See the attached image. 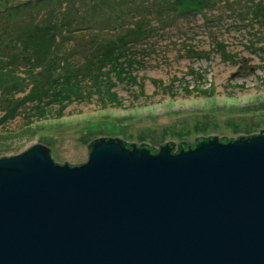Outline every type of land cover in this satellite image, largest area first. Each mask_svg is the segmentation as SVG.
<instances>
[{
	"label": "rangeland",
	"instance_id": "rangeland-1",
	"mask_svg": "<svg viewBox=\"0 0 264 264\" xmlns=\"http://www.w3.org/2000/svg\"><path fill=\"white\" fill-rule=\"evenodd\" d=\"M192 1L139 0L125 10L128 18L100 26L94 19L83 20L85 12L93 13L92 0L3 2L0 156L45 143L55 161L74 164L88 161L89 143L99 136L160 147L169 140L178 143L201 135L238 137L260 132L264 128V0H204L205 5ZM53 10L66 11L77 22L68 40L56 49L55 59L43 56V63L42 58L36 65L16 37ZM141 25L149 29V37L119 40L129 28ZM113 40L120 54L107 62L111 80L103 78L102 91L88 84L83 87L84 97L71 94L64 100L58 95L59 99L46 102L59 90H75L62 88L67 79H59V73L82 67L97 46ZM125 52L133 58L127 59ZM38 92L45 95L44 105L26 99Z\"/></svg>",
	"mask_w": 264,
	"mask_h": 264
},
{
	"label": "water",
	"instance_id": "water-1",
	"mask_svg": "<svg viewBox=\"0 0 264 264\" xmlns=\"http://www.w3.org/2000/svg\"><path fill=\"white\" fill-rule=\"evenodd\" d=\"M190 141L0 156V264H264V128Z\"/></svg>",
	"mask_w": 264,
	"mask_h": 264
},
{
	"label": "trees",
	"instance_id": "trees-1",
	"mask_svg": "<svg viewBox=\"0 0 264 264\" xmlns=\"http://www.w3.org/2000/svg\"><path fill=\"white\" fill-rule=\"evenodd\" d=\"M7 1L8 0H0V6L3 2H7ZM65 1L67 2L68 0ZM71 1L74 2L75 0H71ZM137 2H139V0H92L90 8H92L93 13L89 14L88 12H85V18L83 20L89 19L93 21L94 19V21L97 22L96 25H99L100 23L105 24L107 22L113 25V23L119 20L120 18L123 17L128 18L129 17L128 14L124 13L125 10H128L130 4ZM197 2L200 3L201 5L206 4L204 0H197ZM186 4L188 5V3ZM191 9H198V8L191 7ZM110 10H116V11L106 15V13L109 12ZM48 15L45 16V19L43 21L41 20L38 22L33 21L32 23L26 25L24 29L20 30L19 34L16 37V40L22 43L23 50L29 51V53H31L30 57L34 58V62L36 63V65H40L39 61H41L43 56L50 58V61H52V59L53 60L55 59V54H57L56 49H59L61 47L62 41L68 40L67 39L68 34L73 32V24L77 22V21L74 22L73 19L75 18H73L71 14L63 10H60L59 12L53 10L52 12L48 13ZM1 16L2 15L0 11V17ZM139 36L143 38L149 37V29L142 25L129 28L127 35H124V33L121 34L119 40L125 41L127 38L130 40H136L135 38ZM140 40L141 39H137L136 41H140ZM117 46L118 44L116 40L110 41L109 44L105 46H97V48H95L94 51L90 53L91 56H93L90 62L98 63L96 66L94 65L92 66L91 63L88 62L84 64L82 67L81 66L75 67L74 69H72L70 73L68 72V74L66 75L59 73L58 74L59 79L61 78L67 79L66 82L63 83L62 88L63 86L66 88L73 86L75 90H73L72 93L69 91H64V93H62V91L59 90L58 92L60 94L59 93L58 94L55 93L56 95L52 94L49 97V100H47L46 102L49 103V101H54L59 99V97H57L58 95H61V98L64 100L69 99L71 94L74 97L76 96L84 97L86 91H84L83 87L87 86L88 84L97 85L96 87L97 88L99 87V90L102 91L103 90L102 87H104V82L102 81L103 78H105L106 81L108 78L111 80L109 71H106L107 62L110 59L116 60L117 58L116 56L117 55L119 56L120 54L117 51L116 48ZM125 53L127 59L133 58V55H131L130 52H125ZM43 61L44 58L41 61V63H43ZM72 77L76 78L75 81L68 80L69 78ZM35 89H36V85H34V90ZM108 90L106 89L105 93ZM112 95L114 99H117V97H115L116 96L115 93H113ZM42 96L45 97V95L42 92H38L37 94L30 93L28 96H26V99L28 101L35 102V104H43L44 99L46 98ZM10 112L12 114L13 110L11 109ZM189 143H191L190 140ZM181 146H182L181 144H177L174 147V149L176 150ZM151 148L152 151L154 152L158 149V147L155 146Z\"/></svg>",
	"mask_w": 264,
	"mask_h": 264
},
{
	"label": "bare ground",
	"instance_id": "bare-ground-1",
	"mask_svg": "<svg viewBox=\"0 0 264 264\" xmlns=\"http://www.w3.org/2000/svg\"><path fill=\"white\" fill-rule=\"evenodd\" d=\"M90 129H93V128H90Z\"/></svg>",
	"mask_w": 264,
	"mask_h": 264
}]
</instances>
